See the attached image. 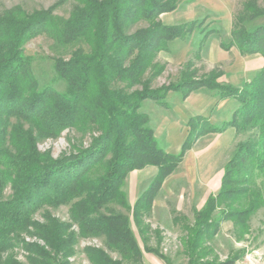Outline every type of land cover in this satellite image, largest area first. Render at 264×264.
Returning a JSON list of instances; mask_svg holds the SVG:
<instances>
[{
    "label": "trees",
    "instance_id": "1",
    "mask_svg": "<svg viewBox=\"0 0 264 264\" xmlns=\"http://www.w3.org/2000/svg\"><path fill=\"white\" fill-rule=\"evenodd\" d=\"M76 2L68 19L21 7L0 15V264H71L80 241L88 239L104 241V248H85L91 264H141L144 251L169 263L147 246L152 233L162 239L147 222L154 202L201 137L234 128L256 136L238 146L225 167L220 191L195 213L193 224L182 226L188 264H219L204 261L221 224L232 222L243 238L250 233L251 217L264 209V66L241 90L188 80L176 87L153 88L164 71L158 55L186 39L185 25L158 21L174 9L172 1ZM260 17L264 0H244L232 38L222 47L264 57V27H245ZM140 23L146 27L133 32ZM40 35L60 46L88 48L77 49L68 60H55L64 91L42 88L33 73L34 59L24 48ZM199 90L219 91L220 100L234 99L239 108L221 124L206 117L191 119L181 150L169 153L155 137L143 105L154 101L168 109L170 92L187 97ZM199 122L205 127H197ZM66 131L78 135L70 140V151L58 157L40 151V142L57 140ZM147 167L157 168V174L131 206L123 191L125 181ZM8 188L11 194L5 198ZM60 207H69L68 221L49 210ZM41 210L39 221L34 217ZM18 248L26 253L27 263L16 256Z\"/></svg>",
    "mask_w": 264,
    "mask_h": 264
},
{
    "label": "rangeland",
    "instance_id": "2",
    "mask_svg": "<svg viewBox=\"0 0 264 264\" xmlns=\"http://www.w3.org/2000/svg\"><path fill=\"white\" fill-rule=\"evenodd\" d=\"M169 2L174 9L161 14L158 21L169 26L185 25L187 29H185L186 39L175 41L171 44L170 51H163L158 55L157 62L164 67V71L154 81L153 88L176 87L182 81L188 80L196 83L210 81L212 85L220 88L241 90L245 83L254 78L253 73L256 72V69H252V74L247 79L243 78L240 69H243L248 61L250 64H257V60L264 59L261 54L244 55L236 47L228 50L222 47L223 43H229L232 38L237 17L243 12L244 0H169ZM76 5V0H0V15L14 7H21L27 12L50 11L54 16L68 19ZM143 27H146L145 23L137 24L133 32ZM245 27L249 31L264 27V17L248 21ZM79 48L88 49L83 45L60 46L46 35H40L30 41L24 49L25 54L34 59L32 69L40 86L42 88L51 86L59 91H64L65 84L57 79L54 70L55 60H68L71 54ZM215 75L216 78L213 80ZM214 92L220 98V92ZM171 101L174 102L175 99L171 98ZM234 101L233 104L236 105V109L233 111L230 120L239 108L238 102ZM162 108L154 101H146L142 108L143 112L150 115L152 127L158 138L167 135L160 123L163 119L161 115L166 114ZM203 124V122H199L197 127L200 128ZM255 136V133L251 131L242 134L236 131L234 142L227 149L228 160L233 157L241 143L255 138ZM75 138H78L76 132L66 131L57 140L40 142L39 149L42 152L51 151L54 157H58L61 153L70 151V140ZM161 139L167 142L165 136ZM161 146L163 147L162 144ZM221 151L223 150L221 149ZM187 162L184 163L180 172L170 177L166 185H163L157 197L160 199L158 204L162 210L152 212L147 220L152 230H158L162 238L159 242L156 235L152 233L151 240L147 244L148 248L157 250L159 254L169 260V263L156 253L144 251L141 264H188V259L184 254L186 233L182 226L187 223H194L195 209L203 205L209 192L214 191L216 193L217 188L208 189L207 181L199 177L189 178L187 176L189 174ZM224 165L225 163H221V175ZM154 175L149 168L142 172L129 174L123 191L131 206L151 184ZM10 194L11 191L8 188L5 192V198H8ZM114 208L128 214L121 208ZM49 210L62 221L69 220V207ZM43 214L44 210H41L34 218L42 221ZM175 217L179 218V225L174 224ZM250 226V233L239 238L235 225L230 221L223 222L219 233L209 244L211 254L206 257L204 262L212 261L222 264L235 260L233 264H255L258 255L264 258V209L251 217ZM133 230L141 248L144 249L145 245L134 225ZM86 247L104 248V241L102 239L81 240L77 246V254L71 260V264H91L84 253ZM15 253L21 262L27 263L26 253L21 248H18ZM112 257L118 258L115 254Z\"/></svg>",
    "mask_w": 264,
    "mask_h": 264
},
{
    "label": "crops",
    "instance_id": "3",
    "mask_svg": "<svg viewBox=\"0 0 264 264\" xmlns=\"http://www.w3.org/2000/svg\"><path fill=\"white\" fill-rule=\"evenodd\" d=\"M256 62L257 64H250L248 61V64H246L243 69H240L243 78H249L252 74V69H256V72L253 73V76H255V74L263 68V58ZM171 98H174L176 102H172ZM167 102H169L170 107L168 109L162 108V110L166 111V114H162L161 118L163 117V119H160L161 127L164 128V132L167 133V135L165 134L158 138L155 134V137L167 152L174 154L181 150L189 135V123L191 119L208 117L212 124H221L222 122L230 120L233 111L236 109V105L233 104L235 103L234 100H220L215 92L208 90L195 91L187 97H183L180 93L171 92L167 95ZM230 102H232V105H230ZM235 135V129H227L223 133H213L201 137L192 149L186 153L183 162L170 177L180 172L181 169H183L184 163L188 161L189 174L187 176H189V178L199 177L206 180V185L209 187L208 189L212 190L217 188L216 193H214V191L209 192L208 198L211 195L217 194L221 188L225 167L229 162L227 158V149L233 144ZM164 136L167 142L161 139ZM221 149L223 151H221ZM221 163H225L222 169V175L220 174ZM147 168L151 169V172L153 171L155 174L154 176H156L157 168ZM145 169L134 172H142ZM170 177L164 182L165 185ZM208 198L203 205L195 209L194 217L196 212L201 211L205 207ZM156 200L153 206V212L162 210L160 204H158V200L160 199L158 198ZM176 218L177 217L174 218L173 222L175 225H179Z\"/></svg>",
    "mask_w": 264,
    "mask_h": 264
},
{
    "label": "built area",
    "instance_id": "4",
    "mask_svg": "<svg viewBox=\"0 0 264 264\" xmlns=\"http://www.w3.org/2000/svg\"><path fill=\"white\" fill-rule=\"evenodd\" d=\"M255 264H264V258L262 256L258 255L256 260H255Z\"/></svg>",
    "mask_w": 264,
    "mask_h": 264
}]
</instances>
